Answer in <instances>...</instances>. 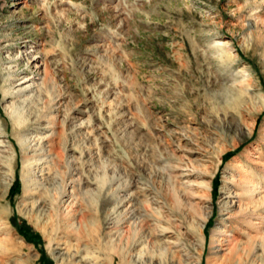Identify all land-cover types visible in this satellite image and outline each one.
Returning a JSON list of instances; mask_svg holds the SVG:
<instances>
[{"label":"rangeland","instance_id":"1","mask_svg":"<svg viewBox=\"0 0 264 264\" xmlns=\"http://www.w3.org/2000/svg\"><path fill=\"white\" fill-rule=\"evenodd\" d=\"M246 179L264 0H0V264H227Z\"/></svg>","mask_w":264,"mask_h":264},{"label":"bare ground","instance_id":"2","mask_svg":"<svg viewBox=\"0 0 264 264\" xmlns=\"http://www.w3.org/2000/svg\"><path fill=\"white\" fill-rule=\"evenodd\" d=\"M35 79H37V78L23 77L21 79L20 84H18L19 89L24 90V91L33 90L36 86ZM244 183H245L246 189H245V192L243 193V195L246 198L247 204H242L241 196H240L241 193L240 194H235V192L234 193L231 192V194L228 193L227 198H230V200L233 198V200L230 201L231 205L232 204L238 205V209L244 208L243 210L246 211L245 213H243L239 217H237L236 220H245V221H248L247 223L249 224V220H251V218L254 216V214H256V216L257 215L260 216V213H258L255 208L256 207L257 208H264V199H263V197H261V196H264V193H263V190H261V188H259L257 185H254L253 183L249 182V179H246V181ZM249 184H251V185H249ZM72 194H73V192L71 191L70 194L65 199V203L67 202L66 205L70 204L69 202L72 199ZM73 199H74V197H73ZM250 202L252 204L249 208L248 204ZM71 203H73V202H71ZM69 207H70V205H69ZM261 213L263 214V212H261ZM262 219H263V221H262ZM257 220H259V222L258 223L255 222L253 224V226L256 229L254 235L250 236L249 234H247L248 233L247 232L246 233L247 236H245L246 238H244L245 242L241 241V239H239L237 235H230V234L225 235L224 234L223 240L229 245V247H226L225 250H223L225 253L223 256V260H225L224 263H227V264H255L256 263L255 260H253V257L255 259L256 258L258 259L259 256L258 255L256 256L255 252L256 253L260 252V254H262V250H263L262 249L263 243L261 241V237L264 236V217L261 215L259 218H257ZM197 226H198V229H201L203 227L200 225H197ZM261 232H262V234L260 235L259 233H261ZM227 233H230V232H227ZM257 234H259V235L256 236ZM259 261H261V260H259Z\"/></svg>","mask_w":264,"mask_h":264}]
</instances>
